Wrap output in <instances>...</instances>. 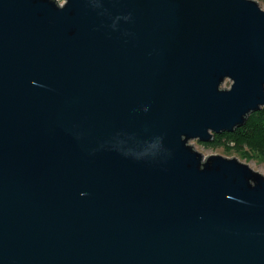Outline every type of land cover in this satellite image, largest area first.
Returning a JSON list of instances; mask_svg holds the SVG:
<instances>
[{"label":"water","instance_id":"1","mask_svg":"<svg viewBox=\"0 0 264 264\" xmlns=\"http://www.w3.org/2000/svg\"><path fill=\"white\" fill-rule=\"evenodd\" d=\"M262 108L256 0H0V264H264V175L190 144Z\"/></svg>","mask_w":264,"mask_h":264},{"label":"trees","instance_id":"2","mask_svg":"<svg viewBox=\"0 0 264 264\" xmlns=\"http://www.w3.org/2000/svg\"><path fill=\"white\" fill-rule=\"evenodd\" d=\"M202 145L220 148L226 154L234 153L245 160H264V108L250 113L243 126L215 134L211 142Z\"/></svg>","mask_w":264,"mask_h":264},{"label":"rangeland","instance_id":"3","mask_svg":"<svg viewBox=\"0 0 264 264\" xmlns=\"http://www.w3.org/2000/svg\"><path fill=\"white\" fill-rule=\"evenodd\" d=\"M60 2L62 0H59ZM260 6L261 9L264 10V1L262 0H256ZM229 85V82L226 81L224 84V87H227ZM190 144H192L194 146V148L203 154V156H208V155H221V156H225V157H236L238 158L240 161L247 163L253 170L260 172L262 175H264V160L262 159H257V160H245L239 157V155L231 153V154H226L223 152L222 149L218 148V149H211V148H205L202 143H199L197 140H191Z\"/></svg>","mask_w":264,"mask_h":264}]
</instances>
